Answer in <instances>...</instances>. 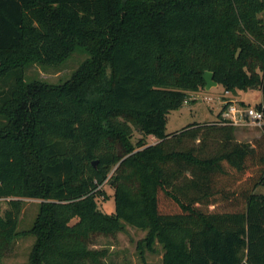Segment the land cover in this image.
<instances>
[{
	"label": "trees",
	"instance_id": "obj_1",
	"mask_svg": "<svg viewBox=\"0 0 264 264\" xmlns=\"http://www.w3.org/2000/svg\"><path fill=\"white\" fill-rule=\"evenodd\" d=\"M78 47L64 83L25 78ZM208 70L227 91L260 89L264 112V0H0V260L25 197L43 200L29 264H89L90 233L125 223L163 245L161 264H264V125L238 141L227 103L166 132ZM107 180L113 214L97 201Z\"/></svg>",
	"mask_w": 264,
	"mask_h": 264
},
{
	"label": "rangeland",
	"instance_id": "obj_2",
	"mask_svg": "<svg viewBox=\"0 0 264 264\" xmlns=\"http://www.w3.org/2000/svg\"><path fill=\"white\" fill-rule=\"evenodd\" d=\"M87 57V52L82 47H78L69 58L62 62H30L25 67V78L27 80H41L51 85L62 84L71 78L73 72ZM231 101L237 104L244 102L245 106L258 108L263 101L262 91L252 88L231 92L227 91L222 84L212 86L210 89L204 87L198 91H190L187 101L180 108L169 112L166 132L176 133L191 123L205 124L217 121L224 105ZM235 126L237 127L236 138L238 141L252 142L263 133L262 125L248 123ZM142 136L143 133L134 128L132 142L136 143ZM152 137H147V143H152ZM102 189L105 193L97 197L98 205L102 211L113 214L116 211L113 182L107 180ZM257 192L264 193V187H258ZM6 199L9 198L0 199L3 210L8 207ZM20 199L22 200V209L18 223V235L5 245L0 264H29L32 249L36 242V235L32 232V228L43 200L25 197ZM163 205L167 210L175 209L170 203L165 202ZM76 220L77 218L72 219L71 224L75 223ZM147 233V229L137 228L127 223L124 224L122 230L114 233L91 232L88 246L96 253V258L90 259L88 263L161 264L165 252L161 243L156 241L153 249L138 244Z\"/></svg>",
	"mask_w": 264,
	"mask_h": 264
},
{
	"label": "built area",
	"instance_id": "obj_3",
	"mask_svg": "<svg viewBox=\"0 0 264 264\" xmlns=\"http://www.w3.org/2000/svg\"><path fill=\"white\" fill-rule=\"evenodd\" d=\"M221 117L233 125H245L248 123L264 125V112L262 110L252 106H243L232 101L222 111Z\"/></svg>",
	"mask_w": 264,
	"mask_h": 264
},
{
	"label": "water",
	"instance_id": "obj_4",
	"mask_svg": "<svg viewBox=\"0 0 264 264\" xmlns=\"http://www.w3.org/2000/svg\"><path fill=\"white\" fill-rule=\"evenodd\" d=\"M203 77L206 81V89H210L212 86H217L219 83L214 79V73L212 71H205ZM97 166V160L93 162Z\"/></svg>",
	"mask_w": 264,
	"mask_h": 264
},
{
	"label": "crops",
	"instance_id": "obj_5",
	"mask_svg": "<svg viewBox=\"0 0 264 264\" xmlns=\"http://www.w3.org/2000/svg\"><path fill=\"white\" fill-rule=\"evenodd\" d=\"M241 101H242V99H241ZM242 103V102H241ZM240 103V104H241ZM237 128V127H236ZM153 138V141H152V143H155V142H157L158 141V139L157 138H155V137H152Z\"/></svg>",
	"mask_w": 264,
	"mask_h": 264
}]
</instances>
